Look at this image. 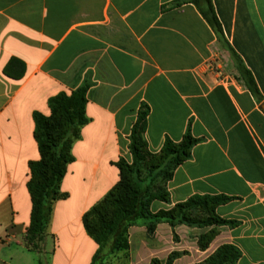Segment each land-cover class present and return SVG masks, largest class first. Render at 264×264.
<instances>
[{
  "label": "crops",
  "instance_id": "1",
  "mask_svg": "<svg viewBox=\"0 0 264 264\" xmlns=\"http://www.w3.org/2000/svg\"><path fill=\"white\" fill-rule=\"evenodd\" d=\"M182 0H0V264H90L98 246L82 217L118 183L115 163H131L130 133L147 105L143 139L151 155L198 140L166 183L167 202L193 196L233 200L215 208L237 226L171 227L145 222L127 231L128 249L102 264H198L220 246L235 264H264V0H211L227 48L196 7ZM179 3V4H178ZM228 48L250 72L260 99L239 78ZM88 85L80 138L71 148L40 252L24 235L31 202L28 163L39 160L32 114ZM216 233L204 248L199 237Z\"/></svg>",
  "mask_w": 264,
  "mask_h": 264
},
{
  "label": "trees",
  "instance_id": "2",
  "mask_svg": "<svg viewBox=\"0 0 264 264\" xmlns=\"http://www.w3.org/2000/svg\"><path fill=\"white\" fill-rule=\"evenodd\" d=\"M180 2L193 4L216 34L219 43L227 48L211 0ZM228 50L239 78L249 93L259 100V91L250 72L237 55L229 48ZM87 90L88 85L83 84L69 95L60 92L50 97L47 101L49 117L37 112L32 114L33 136L39 160L28 163L29 179L26 190L30 197L31 212L23 240L29 251H41L53 206L57 201L66 198V194L60 192V185L67 166L74 161L71 155L72 145L79 140L82 127L88 123L85 116ZM148 113V106L141 105L132 126L129 144L131 163L124 159L115 163L119 171L118 183L82 217L86 234L98 246L90 264H102L107 256L127 250V231L138 222L146 223L149 234L153 233L158 222H166L171 227L183 224L200 229L235 227L238 224L215 214V208L233 200L225 196H193L170 210L151 214L149 207L153 201L167 202L166 188L157 187L158 182L163 181L166 187L174 170L189 159L198 140L191 136L188 129L179 143L166 140L158 154H149L143 139ZM215 233L211 230L200 236L199 247L204 248ZM177 256L178 254H171L165 264H172ZM239 257L240 252L236 247L223 245L198 264H235ZM151 264L159 263L152 261Z\"/></svg>",
  "mask_w": 264,
  "mask_h": 264
},
{
  "label": "rangeland",
  "instance_id": "3",
  "mask_svg": "<svg viewBox=\"0 0 264 264\" xmlns=\"http://www.w3.org/2000/svg\"><path fill=\"white\" fill-rule=\"evenodd\" d=\"M223 47H224V46H223ZM224 48H226V47H224ZM163 184H164V182L160 180V181L158 182V184H157V187H159L160 189H163V188H165Z\"/></svg>",
  "mask_w": 264,
  "mask_h": 264
}]
</instances>
